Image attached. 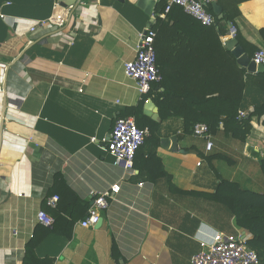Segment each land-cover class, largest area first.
<instances>
[{"label":"crops","instance_id":"0c3cea01","mask_svg":"<svg viewBox=\"0 0 264 264\" xmlns=\"http://www.w3.org/2000/svg\"><path fill=\"white\" fill-rule=\"evenodd\" d=\"M56 1L0 0L5 16H0V264H21L30 239L36 254L52 264H116L112 245L123 264H191L199 241H210L215 232L248 237L226 206L198 193H213L220 180L264 193V114L251 118L244 141L220 123L210 133L212 148L205 150V139L185 133L180 117L162 119L153 100L162 88L140 95L124 74L138 33L154 23L161 0H67L63 27L28 32L36 20L50 16ZM215 3L222 15L233 17L221 43L236 39L250 60L236 34L256 50L264 48L258 32L264 28V0ZM199 51L183 60L181 76L170 86H215L217 54L210 50L208 59ZM160 61L165 77L173 79L174 58L165 52ZM257 74L244 76L239 110L245 114L264 103ZM148 101L159 121L145 114ZM128 111L140 123L158 124L156 140L144 127L149 137L133 171L116 165L106 151L115 118ZM150 154L157 160H149ZM56 177V191L50 193ZM112 184H119V191L100 211V224L82 227L85 213L68 240L37 219L39 211L50 215L54 209L68 217L69 204L70 218L78 216V203L89 209L92 192ZM52 195L58 196L55 206L46 202Z\"/></svg>","mask_w":264,"mask_h":264},{"label":"trees","instance_id":"16d2710c","mask_svg":"<svg viewBox=\"0 0 264 264\" xmlns=\"http://www.w3.org/2000/svg\"><path fill=\"white\" fill-rule=\"evenodd\" d=\"M165 5L166 2L163 0L157 3L155 21L151 24V28L155 31L156 65L161 80L152 83L149 92L156 87L162 88L153 95L160 116L162 119L169 116L180 117L183 121V131L185 133L192 132L193 126L197 122L206 123L210 133L214 132L221 123L224 129L234 138L244 141L251 128V118L264 114V103L254 107L252 111L244 116L240 117L238 115L246 71L239 67L235 57L221 43L219 38L225 34V23L227 21L233 22L232 15L226 12L222 17H218L209 6L208 11L214 16V23L206 26L186 14L182 7L175 4L165 13L164 18H161L159 14L163 12ZM258 32L264 42V28H261ZM236 38L238 43L247 51L249 57H252L256 51V46L244 40L240 34H236ZM199 50H202V53L208 59L210 50L213 54L215 52L217 54V76L216 79L213 77L212 80L213 82L215 80V86L212 89L203 88L201 90L186 84L181 85V87L170 86L171 80L173 82L181 76L180 70L183 60L193 57L197 52H200ZM165 52L174 58L173 68L175 74L173 79L166 78L162 71L160 58ZM192 53L193 55H191ZM257 76L260 79H257L256 82L264 91V72L258 73ZM207 79H209V75H207ZM131 113V111H128L123 116H129ZM135 122L139 128L147 126L154 140L158 139L155 134L158 127L157 123L151 120H148L147 123H140L138 118L135 119ZM148 137L144 138L143 145ZM149 156V160H157L155 154ZM260 168L264 175V160L261 162ZM160 172L165 174L162 169H160ZM57 183L58 178L56 177L50 193L56 191L55 186ZM65 192L64 196L70 202V190L66 189ZM198 194L226 206L232 212L236 225L248 232V237H246L248 247L256 252L259 263L264 264V193L242 189L233 181L220 180L213 193L202 192ZM59 198L61 199L60 195ZM68 207V217L63 216L59 209L50 211V216L53 218L50 227L55 233L64 236L66 240L71 237L73 223L85 215L88 204L78 203L80 213L78 216H71V218L70 204ZM75 210H77L76 206L74 207ZM35 246V239H30L26 243L21 264H52L51 258L47 256L39 257L36 254ZM111 256L116 264H120L121 255L114 245L111 247Z\"/></svg>","mask_w":264,"mask_h":264},{"label":"built area","instance_id":"2783aa9c","mask_svg":"<svg viewBox=\"0 0 264 264\" xmlns=\"http://www.w3.org/2000/svg\"><path fill=\"white\" fill-rule=\"evenodd\" d=\"M217 0H168L163 12L159 14L164 17L172 5L182 7L183 11L198 20L203 25L214 23V16L208 11V7ZM70 6H63L59 1L53 4V9L47 18L36 20L28 28V32L47 26L61 28L65 25ZM1 17H5L0 14ZM155 31L147 26L138 33L135 44L134 58L126 61L123 65L126 77L135 82V88L140 95L149 92L152 83L161 80L156 65V52L154 48ZM255 64L264 66V48L257 49L250 58ZM238 115L244 116L245 112L238 111ZM192 134L205 139V150L212 148L210 132L204 122L194 124ZM148 135L146 128H139L132 116L116 117L106 144V151L114 158L116 165L125 170L133 171L136 151L143 145L144 138ZM141 185V183H139ZM119 191V184H112L110 187L99 192H92V204L86 212L85 217L79 222L82 227H94L100 219V211L107 209L109 200ZM58 200L57 195L46 198L50 206H55ZM38 221L50 226L53 218L39 211ZM198 252L190 258L191 264H260L256 252L250 249L246 237L241 234H225L215 232L210 241L200 240Z\"/></svg>","mask_w":264,"mask_h":264},{"label":"water","instance_id":"95a60500","mask_svg":"<svg viewBox=\"0 0 264 264\" xmlns=\"http://www.w3.org/2000/svg\"><path fill=\"white\" fill-rule=\"evenodd\" d=\"M60 2L61 5L63 6H68L70 5V2L67 0H58ZM154 2V0H153ZM211 7L213 9V13L218 16V17H222V13H221V9L220 7L216 4V3H212ZM228 26H230V22L227 23ZM225 47L227 49H230L231 53L236 56L237 58V62L243 66L246 67V71L249 73H262L264 72V66L262 64H255L253 61L249 60L248 56L246 55V53L242 52V49L239 45L236 44V39L232 38L229 41H227L225 43ZM4 107H5V102H4ZM155 107L153 105V103L150 101H148L145 105V114L151 116V118L155 121H159V115L157 113V108L155 111V114L150 113L151 112V108ZM100 219L98 220L96 225L100 224ZM120 264H123V261L120 260Z\"/></svg>","mask_w":264,"mask_h":264}]
</instances>
